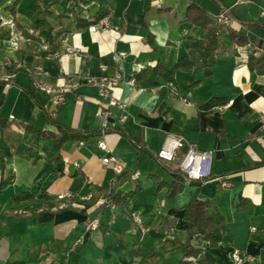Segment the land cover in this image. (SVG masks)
Listing matches in <instances>:
<instances>
[{"label": "crops", "instance_id": "0c3cea01", "mask_svg": "<svg viewBox=\"0 0 264 264\" xmlns=\"http://www.w3.org/2000/svg\"><path fill=\"white\" fill-rule=\"evenodd\" d=\"M44 1L22 0L15 17L0 10V73H15L13 84L0 80V165L3 177H11L0 191V264H141L143 255H154L145 264H175L183 252L178 243H184L190 226L183 208L196 193L213 205L210 212L223 219L227 232L214 248L200 235L192 237L191 245L213 256L215 264H264V74L250 72L246 65L251 52L264 50V0H59L48 15H41L49 38L35 39L39 31L29 16ZM191 3L211 19L228 10L231 27L255 44L219 52L216 64L202 70L195 50L198 28L182 27ZM100 11L109 19L104 31L91 32L76 20L91 23ZM239 20L261 25L248 28ZM63 38L76 47L74 52L64 51ZM170 55L193 62L194 68L177 71L172 86L162 79L155 88L134 80ZM35 67L48 72L52 82L72 78L78 86L53 109L24 73ZM116 73L122 80L113 95L123 111L111 109L102 138L122 164L121 173L102 164L98 136L68 141L60 149L54 139H37L23 129L26 125L57 133L29 90L59 124L97 132L98 90L86 80ZM212 98L227 102L197 108ZM168 137H182L186 145L211 152V176L199 190L187 184L173 198L165 189L154 194L153 176L169 182L166 167L176 165L156 158ZM184 152L185 147L178 156ZM134 172L139 173L136 180L130 177ZM136 186L140 190L128 210L142 215L148 230L143 238L127 211L116 207L112 212L101 204L114 190L129 192ZM18 193L36 196L15 203L12 197ZM39 194L47 198L39 199ZM59 194L73 197L59 200ZM89 195L90 200L77 197ZM94 217L99 225L89 231L85 220ZM234 251L240 263L233 259Z\"/></svg>", "mask_w": 264, "mask_h": 264}, {"label": "trees", "instance_id": "16d2710c", "mask_svg": "<svg viewBox=\"0 0 264 264\" xmlns=\"http://www.w3.org/2000/svg\"><path fill=\"white\" fill-rule=\"evenodd\" d=\"M22 0H0V10L8 12L11 16L15 17L17 6ZM59 0H45L40 5H35L33 11L31 12L29 18L34 24L36 30L39 31V35L34 37L38 39L40 36H45L49 38V34L46 29L48 28V23L45 18H41L42 14L48 15V8L57 3ZM105 12H99L93 22H85L83 20L77 19L78 22L82 23V27L91 26L98 19L105 16ZM239 22L250 28L258 27L259 23H250L243 20ZM195 26L198 28V39L195 42V50L201 60V69H211L216 64L217 54L219 52L231 50L235 46H245L248 44H255V41L249 39V37L241 31L229 27H221L216 23L215 19H211L205 9L198 6L195 3H191L187 6L185 10V20L182 27ZM21 30V34L30 38L32 36L28 35L24 30ZM33 38V37H32ZM149 44L152 49L155 50L153 42L151 39ZM256 52H251L247 59V68L250 72H255L256 74H264V50L255 54ZM194 68V63L183 58L180 60H175L173 55H170L167 61H158L153 67H147L141 70L135 75L134 80H145L148 82L151 88H155L158 85V79H162L166 83H174V74L177 71L189 72ZM10 70H14V67H9ZM30 98L38 105L41 111H43L45 119L56 127L57 133L49 132L43 129H36L31 126H23L25 131L32 133L37 139L52 138L56 141L57 146L61 149L65 143L71 140L83 141L89 137L100 136L101 130L97 132H80L77 130L70 129L56 122L48 110L44 107V104L40 103L32 91L27 90ZM227 102V99L212 98L206 103H197L198 109H211L213 107L223 106ZM168 174L171 178L169 182L160 180L155 177V190L154 194L158 193L160 190L165 189L166 196L173 198L180 194L184 186L190 184L195 186L198 190L201 187L203 181L187 180L184 175L178 170V168H167ZM0 191L6 187L10 181L11 177L4 178V170L2 164L0 165ZM140 190V186H136L132 191L122 192L113 191L110 196L113 200L115 206L122 211L128 210L129 203L135 198L136 194ZM36 194L31 193H18L15 194L12 199L15 203H20L22 201H32ZM47 198L44 194H39L38 198ZM240 203L237 207H240ZM213 205L205 200H202L198 193L190 196L188 203L184 206V219L189 223V228L187 229L186 240L184 243H178L180 249H182V255L177 259L175 264H215V258L208 253L203 252L200 249L194 248L191 245V240L194 235H200L201 238L207 242L210 248L216 247L221 241L223 234L227 232V226L221 217H215L210 212L213 209ZM149 257L150 260L154 259V255H143L141 264H145V258Z\"/></svg>", "mask_w": 264, "mask_h": 264}, {"label": "built area", "instance_id": "2783aa9c", "mask_svg": "<svg viewBox=\"0 0 264 264\" xmlns=\"http://www.w3.org/2000/svg\"><path fill=\"white\" fill-rule=\"evenodd\" d=\"M163 0H154L153 3H159ZM228 10H223L219 15L215 17V21L221 27L231 26L230 19L228 17ZM109 27V19L104 16L98 19L94 24L90 26L91 32L104 31ZM32 32V31H31ZM61 45L64 51L67 53L74 52L76 47L69 43L67 38L61 40ZM24 73L31 79V87L35 91L43 93L47 97L48 105L56 109L58 106L62 105L69 94L78 86V82L72 78H67L63 80L62 83L58 84L50 80V75L48 72L44 71L40 67H35L33 69H24ZM15 73H10L8 75H2L0 73V80L7 82L8 84L14 83ZM122 80V75L119 73L114 74L109 78H89L86 80L88 84L95 86L98 90L97 108L96 116L100 119V130L101 135L96 140V147L102 153L101 162L102 164L109 166L114 174H119L122 171V164L119 162L118 158L111 154V151L102 138L108 120L112 117V108L119 109L123 111V105L116 100L113 95V90ZM133 85V81L129 82ZM172 86V84H169ZM124 116L119 118V121L124 120ZM261 120L264 122V114L261 116ZM79 142V145H82ZM185 147V152L178 156V151ZM156 158L162 162H175L178 170L184 175L187 180L195 181H205L211 176V152L198 151L194 145L187 144L182 137H168L166 138L164 144L156 154ZM131 179H138L139 173L134 172L130 175ZM66 196L73 197L70 194H59L57 198L59 200L64 199ZM78 199L90 200L91 196H77ZM101 204L108 207L112 212L116 209V206L110 196L101 198ZM113 217V214H112ZM131 221L139 232L140 238H143L147 234L148 230L143 222L142 215L138 212L130 213ZM99 225V217L86 218L85 227L89 231L95 230ZM238 252L234 251L232 257L235 261L240 263L242 260L238 256Z\"/></svg>", "mask_w": 264, "mask_h": 264}, {"label": "water", "instance_id": "95a60500", "mask_svg": "<svg viewBox=\"0 0 264 264\" xmlns=\"http://www.w3.org/2000/svg\"><path fill=\"white\" fill-rule=\"evenodd\" d=\"M206 71L208 72L209 70L207 69Z\"/></svg>", "mask_w": 264, "mask_h": 264}]
</instances>
